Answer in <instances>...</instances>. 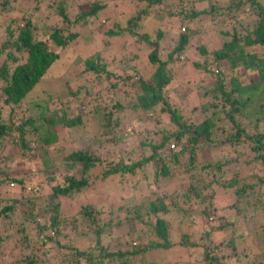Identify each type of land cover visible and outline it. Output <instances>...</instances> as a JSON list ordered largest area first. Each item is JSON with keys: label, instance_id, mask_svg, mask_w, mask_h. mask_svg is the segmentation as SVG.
I'll return each instance as SVG.
<instances>
[{"label": "trees", "instance_id": "1", "mask_svg": "<svg viewBox=\"0 0 264 264\" xmlns=\"http://www.w3.org/2000/svg\"><path fill=\"white\" fill-rule=\"evenodd\" d=\"M108 1L114 2L111 7ZM115 1L91 0L86 10L70 17L66 14L68 3L58 1L56 15L62 24L47 25L46 30L39 28L37 23L44 24L49 14L41 20L24 18L22 25L11 21L5 25L8 36L0 43V155L5 149L7 153L0 158V163L16 156V159H24L27 165L39 160L42 167L37 166L38 175L32 176L41 177L40 188L23 194L26 186L23 175L27 170L21 172L17 165L0 166V187H7L12 196L11 200L0 201V240L10 235L17 239L10 242V247L0 246V264H51L50 250H59L56 261L59 255L67 264H133V261H142L144 252L151 248L170 246L198 249L199 264H264V246L250 258V253L242 249L248 244L245 238L251 239L243 229L237 234L231 233L227 242L209 237L205 244L211 230H235L237 221L228 219L230 216H224L225 221L214 228L203 229L197 238L192 237L193 232L189 229L195 218L204 217V222L207 217L219 219L220 210H232L235 217L241 216L242 222L246 223L250 215L264 209V4L260 0H215L213 3L210 0H177L183 2L182 5L176 10L166 8L165 14L169 16L171 29L179 21L182 30L177 27L175 42L162 56L159 44L166 36V30L159 25L148 32L144 30L143 22L147 19L157 23L152 13L167 0H125L132 4V14L124 24H119L116 17L105 16L106 28L98 34V40L89 34L84 42L97 46L84 58L75 76L69 74V78L61 81L65 87L63 91L69 97L75 96L71 101L79 102L82 87L83 97L93 87L96 93L100 91L98 103L87 108L83 104L74 114L66 111L68 102L65 105L59 102L58 112L49 107L55 104L50 95L46 99L39 96L33 99L31 91L47 68L71 47L70 42L80 38L79 30H71L70 26H83L104 9L109 13L107 9L111 11L122 0ZM196 2L206 4L198 7ZM8 5L9 0H0L1 10ZM240 7H246L249 13L236 24L230 22L229 28L217 29V47L208 50V40L197 46L191 44L200 30H204L203 16L215 24L223 21L222 16H233L231 11ZM140 28L143 29L141 33L137 31ZM121 35L129 39L133 36L135 43L144 44L140 52H146L145 64L151 66L149 74L141 69L143 66L139 68L137 54L128 49L126 40L119 46L113 45ZM191 46L198 57L191 61L194 69L191 74L199 72L203 79L199 76L186 78V84L193 88L179 83L172 96L168 92L172 74H168L166 66L179 61L178 57H183ZM185 59L188 58L185 56ZM69 69L71 71V66L58 77ZM82 75L86 77L73 91L71 82ZM208 78L207 83L204 80ZM132 84L137 85L139 92L127 91V98L121 96L122 87ZM36 87L39 88V84ZM40 90L43 92V88ZM182 96L191 99L180 105ZM61 97L69 100L66 95L57 96L58 99ZM252 102L257 107V114L253 119H246L242 112ZM23 104L26 108L20 109ZM125 108L136 111L137 120H148L147 124L151 123L153 127L152 130L145 128V137L136 140V147L121 143L124 136L134 139L132 128L124 130L119 126L117 114ZM86 114L94 115L99 122V135L104 136L105 143L83 139ZM150 114L155 115L151 118ZM56 126L64 127L68 132L82 130L78 137L71 138L65 153L64 146H58L51 131L56 130ZM12 148L14 150L10 151ZM203 151L208 155L198 157V152ZM96 164L100 166L102 179L112 175L117 180L123 176L141 175L144 179V185L140 184L142 188L136 184L137 179L132 184L140 191L135 192V196L145 200L138 199L128 205V196L132 199L135 196L125 191L120 194L121 204L109 208L102 203L83 205L71 218H59L55 212L60 199H72L82 193L89 186V172ZM61 166L64 170H60ZM144 167H148L149 172ZM171 178L183 180L181 191L173 188L171 193L168 186L157 189L172 182ZM218 189L223 191L221 195L227 196L221 204L214 201ZM179 193L182 202L177 203ZM20 207H23L20 221L10 227V232H3L9 223L5 219L7 214ZM195 212L200 216L194 215ZM103 214L106 217L102 220ZM133 222L150 226L154 239L145 245L137 243L141 236L134 230ZM124 224L127 225L129 243L124 248H109L112 229ZM83 226L92 234L81 248L75 243L78 236L87 234V230L83 234L80 231ZM181 227L187 229L178 231V238L172 241V230ZM46 244L50 247L43 249ZM237 244L243 245L240 250L236 249ZM37 247H41L39 254L33 252ZM139 264L160 263L146 261Z\"/></svg>", "mask_w": 264, "mask_h": 264}, {"label": "rangeland", "instance_id": "2", "mask_svg": "<svg viewBox=\"0 0 264 264\" xmlns=\"http://www.w3.org/2000/svg\"><path fill=\"white\" fill-rule=\"evenodd\" d=\"M61 1V0H40V1H35V0H9V5L7 8H4L3 10L0 9V43L8 36L6 30H5V25L11 21L12 23H16L18 25H22L24 23V18H31V19H35V20H41L43 19L47 14L48 17H46V19H44V24L43 23H37V26L41 29H45L47 25H57V26H61L62 22L61 20L58 19L57 15H56V10H57V2ZM68 3L69 9L66 12V14L68 15V17H70L72 14L79 12L80 10H86L88 7V3L91 2V0H65ZM119 0H116L115 2H117ZM175 3L172 4L171 2H169V0L163 2V4H160V8L157 7L156 9H154L152 15L154 17H156L157 19V23H152L151 21H148L147 19L144 20V25H145V29L148 32H152V30L154 29L155 26H159L161 25L163 27L164 30H166V36L163 38V40L160 42L159 44V49H161L162 51V56L165 53L166 48H168L169 46H171L175 40H176V33H177V27L183 26V25H179V21L176 22V27L174 26V29L170 28V26L168 25L169 20L167 18H169L168 15L165 14V10L170 9V10H176L179 8L180 5H182L183 2L177 1V0H173ZM211 3L215 2V0H210ZM263 4H264V0H260ZM109 3V7H111L113 5L114 2H110ZM203 4L205 5L206 3H202V2H196V5L198 7L203 6ZM116 8L111 9V11L109 10V8L107 9L109 11V13H107L104 9L100 12L97 13L96 18L92 19L91 21L88 20L86 24H84L83 26L78 27L77 25H71L70 29L71 30H75L78 29L80 32V38L75 41V42H70V46L68 47L65 52L62 54V57H60V59H58L57 61H55L52 65H50L45 74L39 79L38 83L34 86V88L32 89V98L33 99H37V96L42 97L43 99L47 98V95H50V97L54 98L55 104H51L49 105V107L55 108L56 110L59 109L57 107V104L59 102H61L60 104L65 105L66 102H68L69 104V108L66 109V111H70V113H74L76 114L78 111H80L79 109L82 108L83 104L85 105V107H93V105H95L97 102V97L100 94L96 93V91L94 90V88L90 87L87 91V93L85 94V96L83 97V93H81L82 91H84V87H82L83 89L80 90V93L78 94L79 97H81V99H79L77 102L76 100L71 101L72 98H75V96H71L69 97V95L63 91L65 89V87L62 85L61 81H63V79H67L69 78V74L73 73V76H75V74H77L79 72V70L81 69V63L84 60L85 57L89 56V54L93 51V48L95 46H97L96 43H91V42H86L85 39L86 37L92 35L94 37V39L98 40V34H100L101 30L103 28H106L104 26V17L107 16L108 18L110 16H113L116 21H118L119 24H124L125 19L130 15V13L133 11V6L132 4H130L128 1L122 0L121 3L117 2L116 3ZM113 6V7H115ZM111 12V14H110ZM164 13V14H163ZM249 13V9L246 10V7L242 8L240 7L239 9H235L231 11V14H233V16H222L223 21H217V23H212L211 20L209 19V17L203 16L202 18V23L204 26V30L198 33V37L197 35L191 40V44H194L195 46H197L200 42H204L207 41V49L211 50L214 47H217L218 42H219V33H217V29L220 28V30H225L226 28H229V26L232 24H230V22H233L236 24V22L241 19L243 20L241 17L245 18L246 14ZM132 14V13H131ZM252 13H250L251 15ZM110 15V16H109ZM249 15V16H250ZM248 16V17H249ZM247 18V17H246ZM168 20V21H167ZM90 21V22H89ZM13 23V24H14ZM170 23V22H169ZM215 27H214V26ZM180 30L181 27H180ZM139 33L143 32V29H139L137 30ZM90 34V35H89ZM203 38H202V37ZM118 39V40H117ZM116 39V41L113 42V45H117L119 46V44L126 40L129 44L128 49H130V51L132 53H136L137 54V61L138 64L140 65L139 68L141 66H143L141 69H144L146 74H149V70L151 69L150 64L148 63L147 66L145 64V62L147 61L146 58V52H143V50L140 52V49H144V44L143 43H135L134 41V37L130 36V39L128 36L125 35H121ZM90 41V40H89ZM190 44V45H191ZM93 47H92V46ZM170 48V47H169ZM130 54V53H129ZM128 54V55H129ZM131 56V55H130ZM185 56L188 59H185ZM197 52L196 49L194 48V46H191L189 48L186 49L185 54H183V57L179 56L177 62L175 63H170L166 66V70L168 71V74H172V85L169 86L168 88V92L170 93V95L173 96V94L175 95V91L174 88H176L179 83L184 86L187 85L190 88L189 83L186 84L185 79L186 78H191L193 76H199L198 78H202L201 74L199 72H197V74H191V72L193 73L194 69H193V65L192 64V60H198L197 59ZM186 61V62H183ZM131 62V61H130ZM144 62V63H143ZM70 68L71 66V71L70 69L64 73V75L60 76V78L58 77L59 74H61L63 72V70L68 67ZM171 70L169 71L168 70ZM140 71V70H139ZM175 75V76H174ZM207 77H209V74H206ZM211 76V75H210ZM85 75L82 76H78L76 79H74V81L71 82V89L74 91L76 88V85L81 84L83 79L85 78ZM203 79V78H202ZM136 80V79H134ZM188 81L190 79H187ZM209 78L206 80H204L205 82H209L208 81ZM191 83V82H190ZM226 83L228 84V81H226ZM39 84V88H37L36 86ZM86 87H89L88 84H85ZM41 88H43V92L40 90ZM193 86L190 88L192 89ZM139 92V88L137 87L136 84H132V85H128L126 87H122L121 91H119L121 93V96H124L127 98V93L126 92ZM61 94L63 96H67L69 97V100L66 101L67 99L61 97L60 99L57 98V96ZM97 94V96H96ZM178 94V92H177ZM180 95H182L179 92ZM178 94V95H179ZM256 94V93H255ZM95 96V99L92 98ZM38 97V98H39ZM187 99H191L190 96H185V98H183L182 96V100H181V104L185 103V101H187ZM185 100V101H184ZM130 100L128 99L127 102H129ZM87 102V103H86ZM257 103V102H256ZM101 106V103L98 105V107ZM84 107V108H85ZM26 105L23 104L20 106V109H25ZM51 108V109H52ZM83 108V110H84ZM102 108V107H101ZM257 107L254 106L253 102L252 105L249 103L248 106H246V108L243 110L242 115H244V118L246 117V119H253L254 116L257 114L256 113V109ZM50 109V110H51ZM27 113H30L29 108L26 109ZM58 112V110H57ZM252 112V113H251ZM59 114V113H58ZM60 115V114H59ZM119 115V123H120V128H124V130H127L129 128H132L133 131L131 132L132 134H134V139L132 141V137L131 136H124V139L121 141L122 144L124 143H130L126 146H133L136 147V140L138 138H143L145 137V128L147 129H153L152 124H147L148 120L142 121V120H137L136 119V111H133V109L130 108H125V111L120 113L118 112ZM155 115V114H154ZM154 115L150 114V117L152 118ZM156 116L157 112H156ZM84 118V130H85V134L86 136L83 139H86L87 142H91L94 139L100 142H106V139L104 138V136L99 135L100 132V126H99V122L96 121V119L94 118V115L91 114H86ZM150 118V119H151ZM244 118L242 120H244ZM161 124V123H160ZM263 127H264V123ZM162 126H165V123H163ZM56 130H52V133H54L55 138H56V142L58 144V146H64V150L63 153H65L68 149H69V143L71 141V138L73 137H78L81 134L82 130L79 129H72L70 130V132H68L66 130V128L64 127H60V126H56L54 127ZM14 148H12L10 151H13ZM4 153L0 155V158L4 157L5 154L7 153V150L5 149L3 151ZM9 153V152H8ZM198 157H201L204 155H208L205 151L202 152H198ZM221 153V152H220ZM220 153H217V155H219ZM117 156V155H116ZM118 157V156H117ZM213 157V156H212ZM16 160V161H14ZM39 161V160H38ZM38 161L36 163H30L29 165L25 164V160L24 159H16V156L12 159V160H4L3 162L0 163L1 168H3L4 166H15L17 165L18 170L23 172L26 171L24 178H25V189L22 190V193H28L30 190H38L37 188H40L39 182H41V177L39 178H33L32 176H35V173L38 172L37 170V166L38 167H42L41 163H38ZM56 161H59V159H57ZM41 162V161H40ZM95 168L91 169L89 174V186L84 189L82 191V193H80L79 195L73 197L72 199L69 198H65L62 197L60 199V202H58V205L56 207V212L55 214L59 217V218H71L74 214H76L78 212V209L83 206V205H94V204H106V206L109 207H113L116 204H121L122 203V198H120V194H123V192L127 191L129 192V194H132L133 196H135V192H140L139 189L136 186H133L132 183H134L135 179H137L136 184L140 186V184L144 185V179L141 177V175L138 176H123L121 177L119 180H117L116 176H108L105 179H102L100 177V166L98 164H96L94 166ZM60 170H64L61 166ZM71 171V169H69ZM144 170L149 172V168L148 167H144ZM181 171V170H180ZM76 172L73 170V173ZM145 173V172H144ZM180 174V173H179ZM181 178L184 180H187L185 175H181ZM182 179H178L179 181H174L171 178L172 182H167L166 185H160V187L157 189H166L167 186L169 188V192L172 193V189L176 188L179 189L180 191L182 190V187L180 185V183L183 181ZM150 180V179H149ZM140 182V183H139ZM31 183L33 184L31 186ZM158 185V184H157ZM156 185V186H157ZM141 187V186H140ZM142 188V187H141ZM218 192L216 193V196L214 198V201L217 204H221L223 202H225V195H221L223 194V191L221 189L217 190ZM44 192H46V190H44ZM21 193V192H20ZM143 193H145V191L143 190ZM181 193V192H180ZM180 193L176 196V201L177 203L182 202L181 197H180ZM19 194H17L18 196ZM16 196V197H17ZM11 195H10V191H7V187L2 186L0 187V201L1 202H5L6 199H10L11 200ZM19 197V196H18ZM137 199V200H135ZM138 199L140 200H145V198H139L136 197L134 199L131 198V196H128L127 201H128V205H131L133 202L138 201ZM183 204V203H182ZM23 207L17 208L15 210H13L12 212L8 213L7 216L5 217L6 220H8V225L5 226V229L3 230V232H10V227L17 224L20 219H21V211H22ZM107 208V209H108ZM194 208H196L194 206ZM54 214V213H53ZM250 212L247 213V216H249ZM122 215V214H121ZM194 215H199L198 212H195ZM218 215H221V217L219 219L213 220L210 219L209 217H207L206 222H204V217L203 218H195V220L191 223L190 226V233H192V237L197 238L201 231L203 229L208 230V228L212 227H216L219 224H222L225 219H223V217L225 216H230L228 219L231 220H236V226H235V230L233 231H213L211 230V234L210 236H208L205 239V244L207 245V241L208 238L211 237L214 240H223L224 242H227L230 238L231 233L233 234H237L239 231H241V229L244 230V233H248L251 237V239L249 238H245V240L248 242V244L246 246L243 245H236V249L240 250L241 246L242 249H244L246 252L250 253L249 258L251 257L252 253L256 254L259 253L261 248L264 246V237L262 234H264V209L262 211H256V213L254 215H250L249 219L247 220L246 223L242 222V217L238 216V218H241L240 220H238L237 217H235L233 215L232 210H220L218 212ZM200 216V215H199ZM45 217V216H44ZM106 217L105 214H103L102 216V220L103 218ZM224 217V218H225ZM126 224L122 225L121 227H119L118 229H112L111 231V237H110V245L109 248L114 249V248H124L125 246H127L128 242V238H129V234L128 232H126ZM133 228L135 231H137L141 238L138 240L137 243H140L142 245L148 244L149 240L154 239L153 235H152V231L150 226H146L143 223H139V222H133ZM187 228L185 227H181L180 229H173L171 232V237L170 239L172 241H175L178 238L179 232H183L184 230H186ZM253 229V230H250ZM87 230V232L85 231ZM80 231H82L83 233H87L86 235L82 236V237H77L76 240V245L80 246L81 248L85 246V241L89 238V236L92 234L91 230L89 228L86 229L85 226H83ZM179 231V232H178ZM128 234V235H127ZM2 237H4L5 235H1ZM16 236V235H14ZM13 240H17L16 238H12V235H10L7 238H3L0 240V246H9L10 242H12ZM235 241V240H234ZM17 242V241H16ZM136 243V244H137ZM236 244V241L234 242ZM130 244L133 245V241H130ZM47 247H50V244H46L43 249H46ZM2 248V249H3ZM41 251V247H37L33 249V252H37V254H39V252ZM59 252V250H50L48 251V255H49V261L51 262V264H67L63 261V257L61 259V257L58 255V259L56 261L55 257H57V253ZM198 253V249L193 248V247H189L187 248H182L180 246H170L168 248H151L149 250H147L146 252H144L143 257L144 259L142 261H133V264H139L140 262L145 263L146 261H150V262H159L160 264H199L198 259L199 257L197 256ZM12 257V256H11ZM264 258V257H263ZM12 260V258H10ZM6 261V260H4ZM221 261L224 262V259H222ZM2 263V262H1Z\"/></svg>", "mask_w": 264, "mask_h": 264}]
</instances>
